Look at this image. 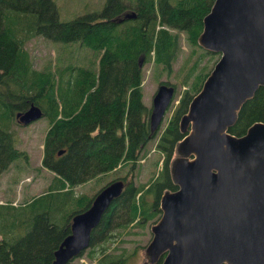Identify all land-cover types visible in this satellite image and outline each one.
I'll return each instance as SVG.
<instances>
[{
	"label": "trees",
	"instance_id": "1",
	"mask_svg": "<svg viewBox=\"0 0 264 264\" xmlns=\"http://www.w3.org/2000/svg\"><path fill=\"white\" fill-rule=\"evenodd\" d=\"M212 2L106 0L100 10L61 20L54 0H0V173L13 160L27 158V152L15 145L12 124L19 123L15 112L34 102L49 122L41 163L55 174L43 193L16 204L12 200L0 203L5 209L0 214V264H51L54 250L70 232L72 216L87 208L105 184L90 197L74 195L73 188L128 162L132 171L145 155L146 145L155 139L162 155L158 172L146 183L124 181L120 196L90 233L87 255L92 264L134 263L136 247L116 251L109 240L116 229L154 223L160 216L161 194L176 188L169 164L183 136L179 119L211 70L206 65L198 67L201 57L216 54L196 52L202 19ZM127 9L135 16L123 18ZM169 27L183 30L193 48L192 62L185 63L181 81L188 86L166 126L151 131V107L143 101L139 58L143 56V65L153 51L154 62L171 72L180 43ZM34 35L61 43L79 42L98 55L97 71L74 65L55 71L34 67L23 47ZM255 121H264L263 86L242 104L229 131L241 135ZM60 149L64 151L58 154ZM161 261L162 257L149 264Z\"/></svg>",
	"mask_w": 264,
	"mask_h": 264
},
{
	"label": "water",
	"instance_id": "2",
	"mask_svg": "<svg viewBox=\"0 0 264 264\" xmlns=\"http://www.w3.org/2000/svg\"><path fill=\"white\" fill-rule=\"evenodd\" d=\"M134 16L125 12L123 18ZM202 22L197 44L219 56L180 116L183 136L169 164L176 188L160 196V216L139 264L160 257V264H264V121L241 135L229 131L242 104L264 87V0H213ZM174 91L172 84L157 86L151 131ZM43 114L31 102L15 118L26 125ZM123 188L122 178L108 182L72 216L51 264H67L89 246L91 230Z\"/></svg>",
	"mask_w": 264,
	"mask_h": 264
},
{
	"label": "rangeland",
	"instance_id": "3",
	"mask_svg": "<svg viewBox=\"0 0 264 264\" xmlns=\"http://www.w3.org/2000/svg\"><path fill=\"white\" fill-rule=\"evenodd\" d=\"M105 1L54 0L61 20L71 19L86 11L100 10ZM127 11L130 12L131 9H127ZM169 29L171 32L177 33L180 43L177 56L172 61L171 72L167 73L159 64L154 62L153 51H151V59L146 60L142 65L143 101L148 106L151 107L152 97L160 80H166L171 84H175L172 100L167 107L159 130L168 123L181 93L188 86L181 81L186 70L185 63L190 65L192 62V59L189 60V56L193 48L187 42L184 31L172 27H169ZM23 47L29 53L33 66L39 69L51 68L55 71L56 67L62 68L67 65L84 66L93 71H97L98 69V55L94 54L92 50L79 42L61 43L52 41L42 35H34L25 40ZM205 51L207 50L199 45L196 48L197 53H204ZM195 55L191 57L195 58ZM218 56V53L212 56L205 54V56L201 57L198 67L206 65V69L212 68L214 60ZM48 127L49 122L46 115H42L40 118L26 125L17 122L12 124L15 145L19 149L27 152V158L19 157L13 160L8 168L0 173V203L9 200H12L13 204L20 203L29 199L31 196L43 193L53 181L55 174L41 163L43 143ZM161 157L162 155H160L155 147V139H153L146 145L145 155L138 160L132 171L130 170V163L128 162L113 171L75 186L72 190L75 193L73 194H85L90 197L108 181L122 177L125 178V180L123 179L124 181L133 179L136 184L146 183L160 169ZM155 160H157V166ZM4 212L5 209L0 208V214H4ZM152 224L147 223L145 228L131 227L129 229H116L109 240L110 248L120 251L122 249L132 250L136 247L133 264L141 263L146 259L144 249L151 238L150 228ZM88 248L81 255L73 257L68 264H92V261L87 255Z\"/></svg>",
	"mask_w": 264,
	"mask_h": 264
},
{
	"label": "flooded vegetation",
	"instance_id": "4",
	"mask_svg": "<svg viewBox=\"0 0 264 264\" xmlns=\"http://www.w3.org/2000/svg\"><path fill=\"white\" fill-rule=\"evenodd\" d=\"M167 84H171V83H167ZM159 85V84H158Z\"/></svg>",
	"mask_w": 264,
	"mask_h": 264
},
{
	"label": "built area",
	"instance_id": "5",
	"mask_svg": "<svg viewBox=\"0 0 264 264\" xmlns=\"http://www.w3.org/2000/svg\"><path fill=\"white\" fill-rule=\"evenodd\" d=\"M161 159H162V157H161ZM161 159H160V161H161Z\"/></svg>",
	"mask_w": 264,
	"mask_h": 264
}]
</instances>
